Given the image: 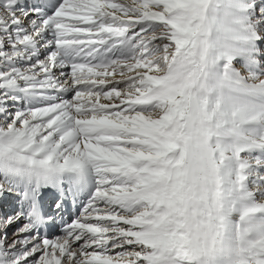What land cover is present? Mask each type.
Returning <instances> with one entry per match:
<instances>
[{
  "label": "snow or ice",
  "instance_id": "obj_1",
  "mask_svg": "<svg viewBox=\"0 0 264 264\" xmlns=\"http://www.w3.org/2000/svg\"><path fill=\"white\" fill-rule=\"evenodd\" d=\"M0 264H264V0H0Z\"/></svg>",
  "mask_w": 264,
  "mask_h": 264
}]
</instances>
